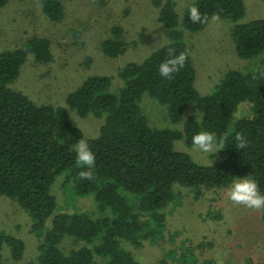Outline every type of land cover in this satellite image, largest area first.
Returning <instances> with one entry per match:
<instances>
[{"label":"trees","instance_id":"obj_1","mask_svg":"<svg viewBox=\"0 0 264 264\" xmlns=\"http://www.w3.org/2000/svg\"><path fill=\"white\" fill-rule=\"evenodd\" d=\"M8 0H0V7ZM159 19L168 27L170 41L140 62H129L120 70L123 85L110 89V76H87L67 96V103L80 115L105 113V121L96 136L87 138L96 164L93 179L82 180V170L75 163L73 145L83 138L80 128L60 106L37 104L26 94L10 86L25 60L27 50L37 60L51 58L49 40L29 38L25 46L0 52V194L15 198L31 217V229L42 236L32 264H141L133 253L121 245L128 241L138 246L142 240L156 241L162 236L164 208L176 201L175 186L222 187L234 178L251 176L264 194V17L235 23L232 36L240 57L262 54V62L246 71L228 69L214 89L201 94L195 87V67L183 30H198L188 9L197 7L210 18L220 14L233 20L244 11L243 0H193L179 13L171 0L157 1ZM44 11L52 19L62 17L60 0H44ZM119 26L101 45L115 56L124 49ZM186 53L184 67L171 79L161 77L158 66L168 53ZM148 92L167 107V115L178 121L189 104L201 112L200 119L187 117L183 129L151 125L139 107V98ZM243 101L252 104L250 116H235ZM200 131L227 136L226 157L213 164L195 161L174 146ZM242 133L248 147L237 150L235 134ZM64 172L76 194L92 193L97 207L109 214L92 216L85 211L56 212L51 184ZM173 201V202H174ZM142 215H145L143 218ZM51 225L44 229L47 218ZM264 223V210H262ZM67 235L86 241L68 251L59 242ZM7 244L14 259H19L24 242L15 235L0 231V264H14L2 257ZM186 264L193 259L182 255Z\"/></svg>","mask_w":264,"mask_h":264},{"label":"rangeland","instance_id":"obj_2","mask_svg":"<svg viewBox=\"0 0 264 264\" xmlns=\"http://www.w3.org/2000/svg\"><path fill=\"white\" fill-rule=\"evenodd\" d=\"M63 14L50 18L44 11V0H8L0 7V52L25 46L33 37L49 40L51 58L37 60L27 50L25 60L10 86L26 94L37 104H51L65 108L70 121L80 128L83 139L96 136L105 121V113L89 112L80 115L68 105L66 99L89 75L110 76V89L117 91L123 85L120 70L129 62H140L153 51L170 41L168 27L159 19L157 1L166 0H60ZM179 13L193 0H171ZM243 15L233 20L208 22L198 30H183L195 67L194 84L201 94L211 92L223 74L230 68L248 70L262 62V54L240 57L235 49L232 27L235 23L264 17V0H243ZM119 26L124 39L121 53L111 56L104 52L102 41ZM139 107L151 125L183 129L187 117L200 119L195 104L185 107L181 118L173 122L167 107L148 92L139 98ZM196 112V114H195ZM252 104L243 101L235 116H250ZM177 149L188 152L203 164L223 160L225 148L218 153H202L193 149L184 138L174 141ZM222 187L175 186L176 201L164 208L165 220L160 239H144L138 246L128 241L121 245L130 250L141 264H186L182 255L193 259L191 264H264V223L262 210L256 211L234 205L227 190L236 179ZM55 196L56 212L85 211L92 216L109 210H100L92 193L76 194L72 183L65 180L64 172L56 175L51 184ZM144 218L145 215H142ZM29 212L19 202L0 194V231L19 237L24 250L19 259L11 256L10 248L3 244L2 257L14 264H32L38 253L42 236L31 229ZM51 225L47 218L45 227ZM86 244V241L66 235L59 242L68 251ZM101 264V260H99Z\"/></svg>","mask_w":264,"mask_h":264},{"label":"clouds","instance_id":"obj_3","mask_svg":"<svg viewBox=\"0 0 264 264\" xmlns=\"http://www.w3.org/2000/svg\"><path fill=\"white\" fill-rule=\"evenodd\" d=\"M188 13L189 19L193 24H204L208 22V16L202 15L200 10L195 6L189 7ZM211 19L218 21L220 17L213 15ZM168 56V59L159 64L158 73L161 77L171 79L174 73L179 72L184 67L187 55L184 52L175 54L174 50H170ZM260 76H264V72H261ZM226 140L227 136L222 135L217 137L215 133L200 131L192 136L191 142L195 151L218 153L224 148ZM248 144L249 141L242 133L238 132L235 134L234 146L237 150L245 149L248 147ZM73 150L76 153L75 163L82 169H86L79 172V178L91 181L93 179V169L96 164L94 153L89 148L87 141L83 138L73 145ZM227 197L234 205L244 206L256 211L264 210V194L261 193L257 182L251 176H244L234 180L227 190Z\"/></svg>","mask_w":264,"mask_h":264}]
</instances>
